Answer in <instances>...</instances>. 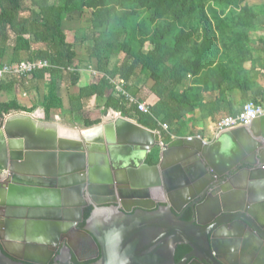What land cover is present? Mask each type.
Wrapping results in <instances>:
<instances>
[{"label": "water", "instance_id": "1", "mask_svg": "<svg viewBox=\"0 0 264 264\" xmlns=\"http://www.w3.org/2000/svg\"><path fill=\"white\" fill-rule=\"evenodd\" d=\"M30 116L0 129V264H16L8 241H22L24 227L53 226L56 243L81 222L85 190L94 210L83 233L100 249L97 264H264V116L211 143L169 144L120 115L79 141L43 139L33 125L16 126L32 124ZM157 147L159 162L149 166ZM113 182L119 198H95L110 195L104 187ZM32 233L27 242H37ZM179 246L189 252L177 263Z\"/></svg>", "mask_w": 264, "mask_h": 264}, {"label": "trees", "instance_id": "2", "mask_svg": "<svg viewBox=\"0 0 264 264\" xmlns=\"http://www.w3.org/2000/svg\"><path fill=\"white\" fill-rule=\"evenodd\" d=\"M29 2L0 0V64L12 46L13 63L24 57L45 61L49 67L31 74L27 83L35 89L37 105L27 109L14 99L0 102V128L4 116L31 114L37 106L46 121L54 113L64 114L57 85L72 88L80 80L76 45L67 40L70 31L64 26L68 19L80 26L70 33H80L83 42L92 44L88 65L98 73L70 98V115L81 116L85 128L100 124L99 118L91 119L90 111L100 110L104 116L110 110L158 132L163 144H169L170 135L183 136L187 117L197 110L211 118L218 113L237 115L242 109H234L233 92L240 93L241 107L264 104V89L255 84L256 63L264 65V38L250 37L258 30L256 21L264 16V6H249L247 0H56L53 6L33 9ZM113 59L117 62L111 66ZM248 62L252 68L245 70ZM141 77L150 81V88L135 87ZM116 79L147 104L148 115L126 106L110 82ZM23 81L1 80L0 95ZM159 124L166 125L168 133ZM158 162L159 150H154L146 164ZM91 210H86L85 220ZM188 252V247L179 246L175 261Z\"/></svg>", "mask_w": 264, "mask_h": 264}, {"label": "crops", "instance_id": "3", "mask_svg": "<svg viewBox=\"0 0 264 264\" xmlns=\"http://www.w3.org/2000/svg\"><path fill=\"white\" fill-rule=\"evenodd\" d=\"M56 0H30V2L28 3L29 5L32 4L33 9H38V8H42V7H49V6H53L55 4ZM257 5H251L248 3L249 6H264V2L263 3H256ZM77 23V22H76ZM74 22L73 19H68L66 20V22L64 23L65 26V30L67 31H74L77 29L76 26L79 25V23L76 24ZM75 24V25H74ZM256 25L258 30L254 31L250 34V37L252 40L257 41L260 38H264V16L260 17L257 19L256 21ZM69 32V34H71ZM67 34V40L70 43H73V39L72 41H70V35ZM74 36V34L72 35ZM89 46L91 48L92 44L90 42ZM149 48V46L147 47V49ZM12 57H13V49L12 46H9L6 51H5V56L3 58L2 64H12ZM114 60V59H113ZM112 60V62H113ZM118 60V58L116 59ZM22 61H28L25 60L24 57H22L19 62ZM17 62V63H19ZM16 64V63H13ZM263 63L262 61H259L256 63V69H258L256 71V73H259L256 79V85L259 89H264V69L259 70L262 67ZM89 66V65H88ZM264 66V65H263ZM252 68V64L251 62H248L244 65V69L245 70H250ZM89 70V67H88ZM85 70V69H80L78 70V74L80 75V80L79 83L76 87H66L64 86V84H62L61 82L58 83L57 88H58V95L60 96V98L63 101V106H64V114H60L59 117H54V119H58L59 121L57 122L55 121H46L44 118V113L43 110L37 106V108L35 109V111L37 109H40L41 113H42V117H39L38 115L32 116L33 113H25V112H19V113H10L6 116H4L2 122H1V127H2V123L5 119H8L9 117H13L15 115L18 114H26V115H31L30 118L31 123L27 122V121H20V123H16L17 127H23V128H28L29 125H33V127H35V131L38 133V135L43 138V139H50V137H58V139H62V140H71L74 139L79 141L81 135H84V131H82L81 128H75L73 130V128L69 127V126H64V122L66 121H73L76 120L78 118L82 119L81 116L73 114L70 115V98L73 96H76L78 94V90L80 87H87L93 80V76L91 75L90 71ZM30 79V77L28 78ZM191 79L189 80L190 83ZM144 83H146V86L148 88H150L151 83L150 81H146L145 77H141L136 83H135V87L137 88H142L144 86ZM145 87V86H144ZM27 92L26 95L29 93L31 97V107H26V101L23 98L24 94H23V90L21 89L20 86H15V88H13L11 91H2L1 95H0V102L2 103H6L9 102L10 100L14 99L18 104H20L22 107H25L27 109L32 108L34 105H37V100L38 97L36 95L35 89L33 88H26ZM25 93V92H24ZM214 97H216V94H214ZM230 99H233V103H234V109L235 110H241L243 107H241V95L239 92H233ZM150 102H154V100L151 98ZM264 105V104H262ZM244 106V105H243ZM38 111V112H40ZM113 112V111H112ZM91 113V119L92 118H96L98 119V116H101V111L100 110H92L90 111ZM114 113V112H113ZM114 115H120V114H116L114 113ZM38 116V118H37ZM6 117V118H5ZM224 117H228L225 116L224 113H218L214 115V118H211L209 116H207V113H203L200 111H195L194 115L192 116H188L187 117V128L186 130L183 132V136L181 138L178 139H188V138H193V137H200L201 139L205 140L207 143H211L213 141H215L218 137H220L221 135L215 136L214 134V127L215 124L222 118ZM101 120V119H100ZM130 120V119H129ZM114 121V120H113ZM113 121H107V122H102V126L104 125H110L113 123ZM135 123H137L135 120H131ZM81 122H83V120H81ZM31 127V126H30ZM79 127V126H77ZM32 128V127H31ZM84 129V128H83ZM158 133V132H157ZM228 133V132H225ZM12 135V134H10ZM161 137V136H160ZM49 166V165H48ZM47 166V168L49 169V167Z\"/></svg>", "mask_w": 264, "mask_h": 264}, {"label": "flooded vegetation", "instance_id": "4", "mask_svg": "<svg viewBox=\"0 0 264 264\" xmlns=\"http://www.w3.org/2000/svg\"><path fill=\"white\" fill-rule=\"evenodd\" d=\"M242 171V169H239L238 172ZM1 172V170H0ZM220 181L219 178H217L214 182V184H217ZM95 189L94 187H92ZM101 188V187H96ZM106 191L110 194L108 196H99L95 195V198L97 199H111V198H119V189L118 186L113 184H109L108 186L104 187ZM216 189V188H215ZM122 191L127 192L130 191V187L126 186L125 188H122ZM157 195H163V191H155ZM113 196V197H112ZM84 199L85 202H87V206L83 208L82 210V221L75 223L72 227H70L63 235H61L60 238H58V241L55 243V234L54 231L56 228L53 226L45 228L43 232L39 233V230H36V232L32 233L27 228L24 227V229H21L20 231V238L22 241L19 242H13L9 241L8 244L11 248L14 246V250L12 249V254L16 256V258L11 257L10 259L16 263V264H35V263H28L24 261L23 259H28L32 261H37V263L40 264H97L101 258V252L100 249L95 247L90 240L88 236H86L84 231V226L89 220V218L92 215V212L94 210V204L91 201V196L89 195L88 191L85 190L84 192ZM126 206L127 203H129V200L125 198ZM91 208V213L88 219L85 220V214L86 210ZM135 210H133L134 212ZM132 212V213H133ZM188 212H186L183 215V219L185 220L186 215ZM67 224H72V221H67ZM34 235L33 237L37 239V242L30 243L27 242V239L31 238V233ZM5 233V232H4ZM6 234V233H5ZM37 234H41L43 236L45 243H39ZM54 240V241H53ZM29 245H28V244ZM55 243V244H53ZM35 244V245H34ZM29 247L36 248L38 247L40 251L38 252H30ZM176 255V253H175ZM181 261V260H180ZM179 261V262H180ZM178 263V262H177Z\"/></svg>", "mask_w": 264, "mask_h": 264}, {"label": "built area", "instance_id": "5", "mask_svg": "<svg viewBox=\"0 0 264 264\" xmlns=\"http://www.w3.org/2000/svg\"><path fill=\"white\" fill-rule=\"evenodd\" d=\"M49 65L45 61L35 60V61H22L16 64H0V81L9 77L18 78H29L31 74L36 71H41L48 68ZM89 71L93 77L97 76V72L89 67ZM111 84L114 86V91L118 94L125 102L127 107H136L140 114H149V109L146 103L139 102L137 99L132 97L125 90V82L121 79L110 80ZM264 116V106L259 104H254L249 102L245 104L242 110L235 116H228L220 119L214 127L215 136L221 135L225 132L233 131L238 128L248 127L259 118ZM164 132L168 133V128L166 125L159 124ZM160 135V134H159ZM171 142L177 140V138L170 135ZM193 139H199L204 142L205 140L200 137L188 138L189 141ZM163 144V142H162Z\"/></svg>", "mask_w": 264, "mask_h": 264}, {"label": "rangeland", "instance_id": "6", "mask_svg": "<svg viewBox=\"0 0 264 264\" xmlns=\"http://www.w3.org/2000/svg\"><path fill=\"white\" fill-rule=\"evenodd\" d=\"M247 2L249 3V4H251V5H257L256 3H263L264 2V0H247ZM76 23V22H75ZM79 26V25H78ZM78 26H76V27H78ZM80 27V26H79ZM70 36V41H72V39H73V41H74V44L76 45L75 47V49H76V53H77V55H78V58H77V62H76V64L78 65V68H80V69H85V70H88V55H89V52H90V46H89V43H86V42H83L82 41V38H81V34L79 33L78 35L76 34V36H75V34H74V36H72L73 34L71 33V34H69ZM148 47V46H147ZM146 47V48H147ZM117 62V61H116ZM115 60L112 62V64H111V66H113L115 63ZM89 71V70H88ZM146 81H148V80H146ZM30 82V79H28V78H26V79H24V81L22 82V84H21V89L23 90V94H24V99H25V101H26V107H31L30 105L32 104L31 102V97L32 96H30V94L28 93L27 95H26V92H27V90H26V88H28L29 86H28V84L27 83H29ZM65 86V85H64ZM144 86H145V88L147 89L148 87L146 86V83H144ZM30 87H31V85H30ZM25 92V93H24ZM38 111H40V109H37L35 112H34V114H32V116H35V115H38L39 117H42V113H41V111L40 112H38ZM12 114L13 113H19V112H11ZM59 113H54L52 116H51V119H50V121H59L58 119H54V117H59ZM38 116H37V118H38ZM6 117H8V116H6ZM5 117V118H6ZM115 117H116V115H114L113 113H112V111H108L107 112V114L106 115H101L100 117L98 116V118L99 119H101L100 120V124H98V125H96V126H93V127H91V128H95V127H97V126H101L102 125V122H107V121H113L114 119H115ZM42 118H44V117H42ZM81 120L82 119H80V118H78V119H76V120H73L72 122L71 121H66V122H64V126H69V127H71V128H73V130L75 129V128H81L82 129V131H87L88 129H91V128H85L84 127V124H83V122H81ZM77 126H79V127H77ZM84 128V129H83ZM1 129V128H0ZM162 142H163V140H162ZM207 143V142H206ZM154 150H159V148L157 147V148H155V149H153V151Z\"/></svg>", "mask_w": 264, "mask_h": 264}, {"label": "bare ground", "instance_id": "7", "mask_svg": "<svg viewBox=\"0 0 264 264\" xmlns=\"http://www.w3.org/2000/svg\"><path fill=\"white\" fill-rule=\"evenodd\" d=\"M90 132L89 131H84V135H88ZM9 242V241H8ZM17 243V242H16Z\"/></svg>", "mask_w": 264, "mask_h": 264}]
</instances>
